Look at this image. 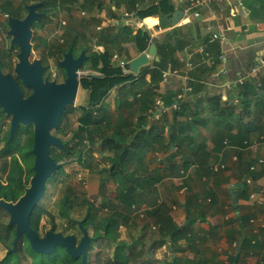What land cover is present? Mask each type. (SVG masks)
Segmentation results:
<instances>
[{
	"label": "trees",
	"instance_id": "1",
	"mask_svg": "<svg viewBox=\"0 0 264 264\" xmlns=\"http://www.w3.org/2000/svg\"><path fill=\"white\" fill-rule=\"evenodd\" d=\"M75 1L76 0H58L55 2L53 0H41L42 4L36 7L37 11L43 13L40 22L41 26L45 18L49 15V11L55 9L57 5H65L66 3H73ZM9 2L11 1L2 0L0 11L8 13L9 17L21 18L19 13L20 6L11 5L13 7L12 10L18 11L16 12L18 14H14V11L8 10L6 7L8 4L10 5ZM22 3L23 8L26 4L38 2L37 0H21L19 4ZM79 5H81L80 7L82 8L80 9L81 12H84L82 15L83 18L88 19L89 23L91 22L90 26H93L92 30L90 28L91 36L89 38L90 42L93 44L85 45L87 41L85 34L76 29L68 28L61 35L62 38L60 41L64 44L58 41L56 43L46 44V47L49 51V56L57 59H62L63 54L68 49H71L72 54L75 57L78 56L81 50H84L87 55L86 60L88 62V69L92 72L101 74L102 77L99 79L87 77L80 79V87L86 91V103L78 107L80 113L76 118L77 129L73 133V138H70L67 141L60 139L63 145L62 149L56 147L51 148V157L55 162L60 164L65 157L75 158L81 163L80 146L83 145L84 147L86 143L94 144L97 137L96 135H100L103 138V141L98 145H100L103 150L114 152V159L109 165L102 167L101 171H99L105 173V176L103 175L100 177V183L98 185L97 195L101 198L100 205H97L98 207L96 208L93 203L86 199L85 203L87 208L85 215L82 220L78 222L86 229V231L88 225L93 227V236H91L92 240L88 247L87 264H92L90 257L92 256L91 249L93 248V245L97 243L96 240L101 241L102 239L112 247V256L107 257V255H105V262L103 263V258L98 257V254L96 253L97 255L94 256L96 257V263L114 264L112 260L119 259L118 256H121L120 254L126 250L127 261L126 259H121L123 264H148L149 257L157 245H162L168 242L167 245L169 251L175 254L182 250L183 248L179 247L181 243L180 240L184 238L188 239L186 226L198 218L189 219L187 216L186 220L188 221L178 226L170 215V207L161 202L156 203L151 210L145 212L144 218L148 217L149 219V222H147L146 225L137 226V224H134L136 220H139L138 216L132 220V224L128 223L129 219H131V205H139L142 203L145 198L152 193L151 184L158 179L157 177H153L150 171L147 170V162L145 158L146 148L153 147L157 143H163V125L159 122H151L148 124L150 121L148 116L155 111L156 99L162 98V95L159 96L157 91L159 82L162 79V71L167 68L168 64H171L173 68L176 66L174 56L177 49L174 44H165L156 41L151 36L150 30L144 26L134 29L132 25H134L137 20L141 21L142 19L146 20L149 18L157 19L156 17L149 16L171 15L174 13L175 7L171 3V0H111L107 19H99L100 16L98 14L92 15V17H86L85 9H91V7L96 5L95 7L100 11L103 8L101 0H82ZM119 9L120 12L122 11L121 9H123V11L118 13L117 10ZM124 12L131 14L129 18L128 16L127 18H123ZM104 20L108 22L103 24ZM114 20L117 23L113 22ZM97 27L100 28L97 29ZM79 36L84 43H81L80 40H78L77 37ZM152 43L156 47L158 60H153L150 65L142 66L136 75L132 73H123L118 62L112 59L113 55L116 54L119 59L130 61L131 56L128 53L127 45H131L137 53H142L143 51H146ZM96 47H101L102 50H98ZM76 49H78V52L77 54H74V50ZM122 54H124V57ZM146 74H149L150 76L149 81L144 79ZM243 84L242 93L252 92L255 95L257 94L255 89L257 88L255 87L256 85L250 84V82H244ZM188 86L192 89L191 81L190 83L188 82ZM114 88L122 90L117 99H115L114 112L118 117L115 121L112 112L109 109H106L105 105L106 97ZM188 93L189 92L186 94ZM128 94H131V96L128 97ZM260 99L261 97H256V100H254L260 101ZM254 100H240L239 103L243 108L247 109ZM209 101L211 107L210 110H216L215 113H213L219 118H223L224 120L232 116L233 113H231V108L233 109L234 107L232 105L221 107L218 104L220 101L219 96L211 97ZM188 103L187 99L183 98L179 101V108L172 113L174 129L168 128L166 135L168 137L166 146L169 148L172 146L178 147L183 142V139L178 137L179 133L182 134L181 136L183 137V133L194 129V125L196 124L195 113L189 110ZM260 104L264 107L262 102ZM123 107H125L124 110H122ZM71 108L72 106L65 108L59 120V127L57 128L59 131L63 130V122L69 111H71ZM164 114L165 113H162L159 118L164 116ZM188 116L191 119L185 121V118ZM219 123L221 124L220 120H218L215 125L218 126L220 125ZM232 129V124L221 126L219 133L215 135V144L218 143L221 145L222 140L226 139L228 140L226 142H230V144L235 143L242 147L248 146L250 144L249 138L256 134V129H252L250 125L244 123H242L241 127H237L236 133H231ZM23 131L25 132V135L30 137L29 140L26 141L29 144V148L25 151H23L24 147L18 140ZM32 138L33 134L30 132L29 125L20 127L12 139L9 138V133L6 132L5 144L3 148L0 149V172L2 174L0 175V191H3V189L6 188L8 193L0 194V198L14 202L23 194L24 188L29 185V178L33 174V155L31 153L33 143ZM259 140L261 141L263 139L259 138ZM18 152H23L25 154L20 155ZM212 152L213 150H208L205 143L201 142L196 144L195 147L191 149L188 156L189 158L184 160V169L189 165H193L199 169L201 175L208 176L209 170L212 171L209 166V159L212 156ZM175 155L176 154H173L170 158H173ZM1 160L4 161L1 162ZM25 166L28 168L27 170L25 169ZM93 166L94 165H92L91 162H88L86 168L92 170ZM131 167L133 168L131 169ZM248 170L249 167H246L248 174L253 172ZM260 171L255 172L254 176L257 177ZM106 174L107 178H105ZM107 180H111V182L115 184L116 191L112 199H110L106 193L107 187L105 184ZM240 192H245L243 196H246L247 187L246 189L240 188ZM69 197L70 195L66 192L62 198L64 204H67ZM102 208H107L106 211L108 214L107 216H102L100 218L98 217L100 213L98 210H101ZM187 211L189 212V210ZM1 212L5 211L0 208V213ZM44 215L49 217V221L52 224L51 230L56 232L57 225L54 216L37 204L34 206L29 218L30 226L38 232L40 219ZM112 215H117V220L124 224L125 228L136 226L135 228L140 231V234H138L137 237L128 233L129 237L134 239V241L131 240L130 243H127L125 240H119L117 236L110 234V226L114 223V221L112 223ZM200 217L201 219H198L203 221L202 216ZM237 220L240 227L238 231L239 237L238 239L234 238L231 243L237 242L235 253L238 251L239 247V257L236 264H240L243 258L241 255L244 254V251H249L253 248L258 249L261 248L262 245L264 247V237L262 238L259 233L248 236L245 232V227L249 223V220L243 219L242 217L237 218ZM78 223L76 225H78ZM147 226L150 228L154 226L155 228H152L150 234L151 237L148 239L149 241H147V245H145L146 243L142 242V239L145 237V230L148 228ZM4 229L5 234L3 236L0 234V243L8 249L12 246L15 226L6 224ZM255 229H260L259 232L262 233L264 231V228L261 229L259 226ZM66 234H69V232ZM88 234L90 236L89 232ZM147 234L148 230L146 232V235ZM138 243H140V247L136 249L135 245ZM25 245L32 250L27 238L24 235H21L19 238V247H16V249L10 253L6 252L5 257L0 259V264H2L11 253L18 254V260L13 264H46L44 259L40 263H37L34 260L31 263H21L19 251L21 247L24 250ZM40 254L46 256L44 253ZM64 255L65 256L55 264H78L75 260H79L80 263V259L71 257L65 249ZM234 255L230 258V264H234ZM207 262L208 259L204 257L198 260H193L175 255L170 261L165 260L160 264H206ZM256 264H264V257H261Z\"/></svg>",
	"mask_w": 264,
	"mask_h": 264
},
{
	"label": "crops",
	"instance_id": "2",
	"mask_svg": "<svg viewBox=\"0 0 264 264\" xmlns=\"http://www.w3.org/2000/svg\"><path fill=\"white\" fill-rule=\"evenodd\" d=\"M187 1L171 0L175 11L182 13L179 21L171 27L160 29V16H149L157 19H142L141 25H132L134 29L144 26L158 42L176 45L174 68L178 74L169 75L165 80L161 79L158 95H162L161 100L167 105L175 94L191 81V92L185 93L184 98L189 102V110L195 113L196 118L194 129L183 133V137L178 134L183 142L178 144V147L170 148L166 146V135L168 128L174 129L173 112L149 121L148 124L162 123L164 139L163 143L146 148L147 170L158 179L151 184L152 193L140 205L151 206L155 205L156 201L165 203L170 207V215L178 226L188 221L187 216L189 219H201L202 216L203 221L197 218L186 226L188 239L180 240L179 247L183 249L176 254L167 252L171 258L175 255L193 260L204 257L208 259L206 264H230L231 256L238 252L235 253L237 242L231 243L234 238L239 237L237 218L249 220L245 227L248 236L259 233L264 237V231L262 233L259 232L260 229H255L258 226L264 228V202L254 203L249 198L250 192L258 195L264 188V164L256 165V159L264 156V107L260 104H264V67L245 81L256 85V95L252 92L242 93L244 84H234L235 80L252 69L260 55H264V0L213 1L207 6L190 9ZM194 11L199 13L196 18L192 15ZM117 12L119 13L120 9ZM98 15L104 17V13ZM217 31L223 33V38L209 42L210 35ZM139 54L130 46L131 59ZM122 55L124 57V54ZM149 78V74L144 76L146 81H149ZM226 83L231 86H226ZM81 90L83 89L79 86L78 92ZM83 91L86 98V91ZM116 92L118 89L114 88L110 94ZM110 94L108 96H111ZM216 96L220 97L218 104L221 107H234L231 108V117L223 120L214 114L216 110H210L209 99ZM116 97L111 96V102L110 99L105 101L106 109H109L112 115L115 114ZM256 97H261L260 101H255ZM240 100L254 101L246 109L240 105ZM117 118L115 114L114 121ZM190 119L188 116L185 121ZM218 120L221 124L217 126L215 123ZM242 123L256 129V134L249 138L248 146L230 144L226 139L222 140L221 145L215 144V135L219 133L221 126L232 124L231 133H236L237 127H241ZM261 136L263 140L260 141ZM201 142L207 145L208 150H213L209 159L212 171L209 170L208 176L201 175L199 169L193 165L184 169V160L189 158L191 149ZM173 154L176 155L170 158ZM214 164H221L223 167L214 170ZM251 166H255V169L250 170ZM246 167L253 172L248 174ZM258 171L260 173L255 177L254 173ZM247 177L253 179L252 185L246 184ZM246 187L247 193L243 196L245 192H240V188ZM233 192H237L236 203L233 202ZM143 219L136 221L146 225L149 219ZM138 222L137 226L144 225ZM167 243L157 245L158 249L162 250L164 247L163 250H166ZM241 256L244 264H256L264 257V247L262 245L261 248L244 251ZM171 258L165 260L170 261Z\"/></svg>",
	"mask_w": 264,
	"mask_h": 264
},
{
	"label": "rangeland",
	"instance_id": "3",
	"mask_svg": "<svg viewBox=\"0 0 264 264\" xmlns=\"http://www.w3.org/2000/svg\"><path fill=\"white\" fill-rule=\"evenodd\" d=\"M10 1V0H9ZM58 1V0H53ZM103 8L98 11L97 8L94 5L91 7V9H85L86 17H92V15L104 13V17L107 19L108 17V9L110 8L111 0H101ZM2 0H0L1 4ZM21 0H11L10 5L8 4L6 7L8 10H12L14 6L19 5V13L20 16L23 17L25 14L24 6L22 8V4H19ZM37 2H41V0H37ZM82 2V0H76L73 3H66L65 5H57L55 9H52L49 11V15L45 18L43 21V24L41 26L40 23L34 22L31 26L32 29V37H31V54L30 58H38L42 56H46V51H48L46 44L50 43H56L60 41L62 38V33L66 31V29H76L79 32H82L85 34V37L87 38V41L85 45H92L93 43L90 42L89 38L91 36V31L93 26L91 22L89 23L88 19L83 18L81 10L82 9L79 5ZM30 4V3H29ZM91 10V11H90ZM14 14H18L15 10ZM0 68L5 72V69L12 68L14 62L16 61L15 53L17 52L16 49L11 50L9 55H7V48L8 46V40L9 36L5 34L4 31L8 29L6 23L2 21V16L0 12ZM62 21L65 22V24H62ZM78 40H80L81 43H84L83 40L80 39V36L77 37ZM60 43L64 44L60 41ZM131 45H127L128 53L129 48ZM15 47V45H14ZM74 54H77L78 49L74 50ZM45 63L48 64L50 68L47 70L46 75H52L51 72L56 73V78L61 80L63 78V73H61V70L56 67V61L57 58H50L45 57ZM50 58V59H48ZM61 60V59H60ZM7 66V67H6ZM6 67V68H5ZM5 68V69H4ZM82 69H85L89 72H92L88 69V62L87 60L84 61ZM81 88V87H80ZM122 90L118 89V92L110 94L111 96L116 95L119 96V93H121ZM111 96L106 97V101H108ZM131 94H128V97H130ZM117 97L115 99H117ZM85 99V93L83 90L79 91L77 93L76 102L74 105H72L71 111H69L67 117L65 118L63 122V130L59 131L58 129H53L52 134L56 136L57 138L67 141L70 138H73V133L77 129V122L76 118L79 115V109L78 107L80 105H84L86 102ZM111 102V99H110ZM119 102V100H118ZM116 114V113H115ZM115 114L113 117L115 118ZM106 127V126H105ZM103 128V127H102ZM8 129V120L6 118L0 119V148L3 145V137L6 134ZM97 134V133H96ZM109 134V133H108ZM95 143L89 144L86 143L83 147L81 145V163L77 161L75 158L65 157L62 162L61 166L53 171V174L46 180L45 183V192L37 205L41 206L42 208L49 211L54 216L56 225H57V231L61 232L62 234L66 235L67 232L69 234H75L76 237H80L82 235V232L79 229V225H76L80 220H82L83 216L85 215L87 205L85 203L86 199L89 200V202L93 203L94 207H98L100 205L101 198L98 197V185L100 183V177L103 175L105 176V173L99 172L101 171L102 167H106L110 164V162L113 160V157L115 155L114 152H108L109 150H103L100 145H98L100 142L103 141V138L100 135H96ZM27 137V136H26ZM26 137H20L18 140L20 141L21 145L24 147L23 151L27 150L29 148L28 142H23ZM75 141V140H74ZM33 145V143H32ZM88 148V149H87ZM59 149V148H58ZM62 149V148H61ZM20 155L25 154L23 152H18ZM92 153V154H91ZM9 159V157H8ZM7 159V160H8ZM4 160H1V162ZM88 162H91L93 166L92 170L86 168V165ZM33 165V164H32ZM25 169L28 168L25 166ZM102 173V174H101ZM0 175L1 172H0ZM107 178V174L106 177ZM30 179V178H29ZM107 187V194L110 199L115 195V184L111 182L110 180L106 182ZM94 191V192H93ZM66 192L70 195L69 200L67 204H64V201H62L63 196L66 194ZM8 190L5 188L3 191H0V194H7ZM98 205V206H97ZM107 208H102L101 210H98L99 216L98 217H105L107 216ZM9 215L6 212L0 213V234L3 236L5 234V225L8 224ZM114 221V223H113ZM140 221V220H139ZM138 221H135L134 224H137ZM112 225L110 226V234L117 236V238L125 240L127 243H130L131 240L134 241V239L129 237L130 235H133L134 237H137L138 234H140V231L138 229H135L134 226H130L128 228H121L119 229V221L117 220V215H112ZM138 224H144L138 222ZM51 222L49 221V217L46 215L42 216L38 225L39 234L43 236L46 231L51 230ZM146 232L148 230V234L142 239V242L146 243L150 239V234L152 228L147 226ZM87 231L90 233V237L93 236V227L91 225L87 226ZM129 233V234H128ZM96 244L93 245V248L91 249L92 256L91 261L92 264H98L96 263V256L98 254V257L103 258V263L105 262L104 256L107 255V257L112 256V247H110L105 240H96ZM167 245V244H166ZM161 246V245H158ZM158 246L154 248L152 251L151 256L149 257V263L148 264H160L165 261L167 258H171V255L169 256L167 252L169 251V247L167 245L166 250H163L164 247H162V250L158 249ZM16 247H19V241L16 244ZM140 247V243L135 245V248L138 249ZM11 248V247H10ZM8 248V249H10ZM7 247L4 246L2 243H0V259L5 257V254L7 252ZM16 249V248H15ZM19 257L21 263H31L33 260L37 263H40L43 259L46 264H55L59 260H61L64 255V248L62 247H56L55 250H53L51 253H48L45 255L37 253L32 251L27 247V245L24 246V250L21 247L19 251ZM97 253V254H96ZM121 256H118L119 259L115 260L113 259L114 264H123V261L121 259H126L127 261V251L124 250L121 254ZM147 257V256H142ZM141 257V258H142ZM57 259V260H56ZM18 260V254L17 253H11L9 257L3 261L2 264H13ZM56 260V261H55ZM76 263H79V260H75Z\"/></svg>",
	"mask_w": 264,
	"mask_h": 264
},
{
	"label": "water",
	"instance_id": "4",
	"mask_svg": "<svg viewBox=\"0 0 264 264\" xmlns=\"http://www.w3.org/2000/svg\"><path fill=\"white\" fill-rule=\"evenodd\" d=\"M42 2L30 3L24 6L25 14L21 18L10 16L7 21V35L11 37L10 44L18 47L17 62L14 71L21 82L29 87L32 92L23 97L18 82L9 73L3 74L0 70V107L7 117H10L9 138L18 128L19 124L33 125V174L29 185L24 188L23 194L14 202L0 198V208L8 215V225L15 226L12 246L7 250L10 253L15 250L21 235H24L32 250L38 253H51L57 246L63 247L73 258L80 259L81 264H87L89 243L92 238L84 227L78 223L82 235L78 238L75 234H62L48 230L41 236L29 223V218L34 206L39 202L45 192L46 180L57 170L61 164L55 162L50 155V148H62V142L51 133V130L59 127V120L67 106L76 102L80 79L83 77H102L99 73L82 69L87 55L81 50L78 56L68 49L58 67L65 71V79L55 83L42 79L43 66L39 59L29 62L31 53V26L34 22L40 23L42 12L36 7ZM182 13L175 11L171 15L158 17L160 29L171 27L179 21ZM158 60L154 44L128 62L130 72L136 75L142 66L149 65L151 61ZM233 202H237V192H233ZM238 252L234 256L233 263L238 260Z\"/></svg>",
	"mask_w": 264,
	"mask_h": 264
},
{
	"label": "built area",
	"instance_id": "5",
	"mask_svg": "<svg viewBox=\"0 0 264 264\" xmlns=\"http://www.w3.org/2000/svg\"><path fill=\"white\" fill-rule=\"evenodd\" d=\"M11 1V0H10ZM213 1H223V0H188L187 3H188V7L189 9L191 7H194V8H198V7H203V6H207L209 5L211 2ZM82 15L84 14V12H81ZM131 14L127 13V12H124L123 13V18H129ZM193 17H197L199 15L198 11H194L192 13ZM1 16H2V21H7V19L9 18V15L8 13H3L1 12ZM125 20V19H124ZM108 21H106L105 23L103 24H106ZM127 22V20H126ZM141 22L142 20H137L135 21V25H141ZM62 24H65L64 21H62ZM100 27H97V29H99ZM223 33L222 32H214L210 35L209 37V42H213L215 40H220L223 38ZM96 49L98 50H102L101 47H96ZM113 60H116L118 62V65L121 67V70L123 73L125 74H128V73H131L130 72V68L128 67V62L129 61H125V60H122V59H119L118 56L116 54L113 55L112 57ZM188 66H190V64L188 63L187 64ZM264 67V55H260L258 58H257V62L255 63V65L252 67V69L244 76H241L239 77L237 80H235L234 84H243L247 78H250L251 76L255 75L257 72L260 71L261 68ZM178 74V71L177 69L173 68L171 66V64H168L167 68L165 70L162 71V74H161V77H162V80H165L169 75H177ZM226 86L230 87L231 84L230 83H226ZM191 91V87L190 86H185L183 88L180 89V91H178L173 100L165 105L164 102H162L161 98H157L156 101H155V111L152 112L151 115L148 116V118L150 120L152 119H157L162 113H169V112H174L176 111L178 108H179V101H181L184 97H185V93L187 92H190ZM139 96V95H138ZM261 139H263V137L261 136L260 137ZM264 164V156H261V157H258L256 159V165H262ZM223 165L221 164H214L212 165V168L214 170H218L219 168H222ZM255 169V166H251L250 167V170H254ZM254 182H253V179L251 177H247L246 178V184L247 185H252ZM249 198L254 202V203H258V204H261L264 202V188L261 189L258 193V195L255 193V192H250L249 193ZM161 201H157V203H160ZM153 207L148 205V204H142V205H137V204H132L131 205V213H130V216H131V219H129L128 223L132 224V220H134L135 217L138 216L139 219H143L144 218V215H145V212L151 210ZM263 225V224H262ZM124 224L120 223L119 224V228H124ZM152 228L154 229L155 227L152 226Z\"/></svg>",
	"mask_w": 264,
	"mask_h": 264
},
{
	"label": "flooded vegetation",
	"instance_id": "6",
	"mask_svg": "<svg viewBox=\"0 0 264 264\" xmlns=\"http://www.w3.org/2000/svg\"><path fill=\"white\" fill-rule=\"evenodd\" d=\"M5 32V34L7 35V30L6 31H4ZM10 41H11V37L9 36V40H8V48L6 49L7 50V55H9V53L11 52V50H14V49H16V53H15V57H16V61L14 62V64H13V66H12V68H9V69H7L6 67V69H5V72L0 68V70L2 71V73L3 74H7V73H9L11 76H13L14 77V79L18 82V84H19V87H20V90H21V92H22V96L23 97H27L31 92H32V90L29 88V87H26L22 82H21V80L16 76V73H15V71H14V68H15V64H16V62H17V53H18V47L15 45V47H14V45H11L10 44ZM31 54V53H30ZM45 54H47L46 56H42V58L41 57H36V58H30V56H29V62L30 63H32V61L34 60V59H39L40 60V62H41V64H42V66L44 67L43 68V71H42V79H43V81H45V80H48V81H52V82H55V83H59V82H62L64 79H65V71L62 69V68H60V67H58V61L60 60V59H57V61H56V67H58L60 70H61V73H63V78L61 79V80H59V79H57L56 78V73L55 72H51V74L52 75H46V73H47V70H48V68H49V66H48V64L47 63H45V57H49V51H46L45 52ZM50 58H54V57H51L50 56ZM50 58H48V59H50ZM55 59V58H54ZM49 73H50V68H49ZM94 73H96V72H94ZM68 107V106H67ZM65 110V109H64ZM3 118H6L7 120H8V129H7V132L9 133V128H10V117H7L6 116V114H5V112L3 111V109L0 107V119H3ZM27 125H29V128H30V132L33 134V125L32 124H27ZM27 125H22V124H19L18 125V128L16 129V131H15V133L20 129V127H23V126H27ZM25 129V128H24ZM14 133V134H15ZM51 133H52V130H51ZM14 136V135H13ZM26 137L27 135H25V132L23 131L21 134H20V137ZM29 138L30 137H26L25 139H24V141L23 142H26L27 140H29ZM33 139V138H32ZM4 144H5V135H4V137H3V145H2V147L1 148H3V146H4ZM53 147V146H52ZM51 147V148H52ZM63 147V146H62ZM0 148V149H1ZM51 148H50V155H51ZM57 148V147H56ZM32 149V148H31ZM59 149H61V148H59ZM77 240H78V237H77Z\"/></svg>",
	"mask_w": 264,
	"mask_h": 264
},
{
	"label": "clouds",
	"instance_id": "7",
	"mask_svg": "<svg viewBox=\"0 0 264 264\" xmlns=\"http://www.w3.org/2000/svg\"><path fill=\"white\" fill-rule=\"evenodd\" d=\"M1 12V11H0ZM6 22V21H5ZM114 22V21H113ZM144 52V51H143ZM85 70V69H84ZM157 202V201H156ZM161 203V202H160ZM140 205V204H139ZM152 207H154V205H151ZM148 212V211H147ZM124 229H125V227H124ZM239 257V256H238ZM237 263V262H236ZM235 263V264H236ZM240 264H244V262H243V260H241V262H240Z\"/></svg>",
	"mask_w": 264,
	"mask_h": 264
}]
</instances>
